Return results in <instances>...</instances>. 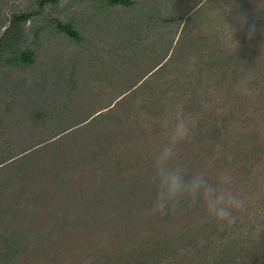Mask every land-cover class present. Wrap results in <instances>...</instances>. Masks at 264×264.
I'll use <instances>...</instances> for the list:
<instances>
[{
    "label": "rangeland",
    "instance_id": "rangeland-1",
    "mask_svg": "<svg viewBox=\"0 0 264 264\" xmlns=\"http://www.w3.org/2000/svg\"><path fill=\"white\" fill-rule=\"evenodd\" d=\"M218 49L235 59L211 67ZM104 127L110 150L82 155ZM58 134L57 147L22 163L23 185L3 176L14 181L4 210L16 212L5 222L25 232L17 264H254L264 252V0H0V139ZM60 150L71 152L62 163ZM168 155V169L207 187L178 222L159 215L127 230L120 217L70 216L48 237L101 166L121 181ZM189 222L201 228L195 246L172 236Z\"/></svg>",
    "mask_w": 264,
    "mask_h": 264
},
{
    "label": "trees",
    "instance_id": "trees-1",
    "mask_svg": "<svg viewBox=\"0 0 264 264\" xmlns=\"http://www.w3.org/2000/svg\"><path fill=\"white\" fill-rule=\"evenodd\" d=\"M57 1L58 0H44V2L52 3ZM105 1L115 6H128L131 3V0ZM71 34L75 36L72 32ZM235 56L236 54L229 55L223 53L222 49H218L216 54L214 53L213 57H211V67L220 68L219 66L222 62L226 63V60L229 61L233 58L235 59ZM31 57L32 56L29 53H21L20 57L16 58V61L21 59L22 61L29 62L31 61ZM109 111L113 112L114 109L112 108ZM104 116L105 115L103 114H99L92 121L100 120ZM102 129L103 131L98 129L100 139L91 141L88 146L85 144L83 149L80 151L82 155H93L94 158L95 156H100L101 158L110 150L108 143H110V139H114V135H111V132L108 133L105 127ZM66 131L68 130H65V132ZM61 142H63V139H61L60 134L43 142L34 144L23 142L22 145L16 140L0 139V177H6L7 173L11 174L18 180V182H20L21 185H23L25 180V176L23 175L27 172V168L25 169V164L22 163L29 162V166L32 167L36 162H38V159L36 158H38L42 152L52 146L57 147ZM24 144L31 146H28V148H21ZM3 153L5 154L3 155ZM69 154H71L70 151L66 152L64 150H60L57 156L58 161L62 163V160L68 157ZM58 173H62L61 168L58 170ZM154 173L155 170L141 171L139 174L129 175V177L125 178V180L120 181L118 179L120 177V173L116 172L110 176V179L112 180H109L106 168L101 166L95 173L97 179L92 180V182H90L91 184L86 182L87 184H83L82 186V189L84 190L81 189L79 192H75L73 199L69 201L72 203V208L71 210L68 209L69 211L67 212V215H65V218H60L59 220L56 219V221L49 226L47 234L49 235L48 237L58 235L56 233L59 232L60 229L70 226V216L71 218L73 217L78 220L90 218V220L95 221H104L105 219L107 220L112 217H120L122 222L120 223V227L123 226L124 229L128 230L134 229L135 225L139 227L142 223H150V218L157 217L159 215H168L166 216L167 218L161 220L162 222L174 223L178 220L175 219V217L182 219V215H179L182 213L180 208L185 205L186 209H192V211L196 209L197 206L194 207V204H192L193 206L190 205L192 202H188L192 199L194 201L197 195H185L175 201L169 202L164 210H159L156 207L157 182L153 180ZM182 178L185 183H191L193 180L192 177L186 175ZM13 183L14 181L11 182L9 178H3L2 181L0 180V264H17L23 253L22 244L24 242L23 239L25 232L16 226L12 227L10 225V221L5 222L6 220H10L9 217L13 218L16 213L13 211L12 204H10L8 209L5 208L4 210L5 203L8 200L11 203L9 196L12 188H14ZM24 204L26 205V203ZM24 204L20 203V207H24ZM123 217H125V219H123ZM159 222L160 221L155 222L153 219L151 223L157 225ZM21 223H24V220ZM166 227L170 229L168 225ZM200 229V227H196V223L189 222L184 226L174 228L175 231L172 232V236L181 238L189 235L190 237H193L192 245L195 246V243H198V237L194 236L196 235L194 232L198 234ZM170 236L171 235L166 233L162 240L167 241ZM27 245L24 247H27ZM28 246L30 247V245ZM145 247L147 249H153V244L151 242H147ZM254 264H264V252L261 256L257 257Z\"/></svg>",
    "mask_w": 264,
    "mask_h": 264
},
{
    "label": "clouds",
    "instance_id": "clouds-1",
    "mask_svg": "<svg viewBox=\"0 0 264 264\" xmlns=\"http://www.w3.org/2000/svg\"><path fill=\"white\" fill-rule=\"evenodd\" d=\"M177 127L183 134H187L188 128L185 122H178ZM170 158L161 156L156 164L153 180L157 182V201L156 207L164 210L167 204L185 195H197L202 190H207L205 180L194 177L191 183H185L178 171L170 170L166 167L165 161ZM220 219L228 218L229 214L223 209H214Z\"/></svg>",
    "mask_w": 264,
    "mask_h": 264
}]
</instances>
